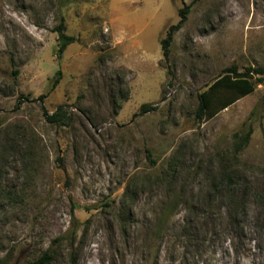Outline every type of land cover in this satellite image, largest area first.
I'll return each instance as SVG.
<instances>
[{
	"label": "rangeland",
	"instance_id": "obj_1",
	"mask_svg": "<svg viewBox=\"0 0 264 264\" xmlns=\"http://www.w3.org/2000/svg\"><path fill=\"white\" fill-rule=\"evenodd\" d=\"M233 65L264 66V0H0V264H264V83L196 118Z\"/></svg>",
	"mask_w": 264,
	"mask_h": 264
},
{
	"label": "trees",
	"instance_id": "obj_2",
	"mask_svg": "<svg viewBox=\"0 0 264 264\" xmlns=\"http://www.w3.org/2000/svg\"><path fill=\"white\" fill-rule=\"evenodd\" d=\"M197 1L199 0H193V2ZM190 9L191 4L183 2V6L178 10L179 21L176 24H172L167 29L165 36L160 41L162 54L165 60H168L170 56V47L174 34L176 31L180 30L187 21ZM55 31L58 32L57 56L60 58L67 47L75 41V37L67 33V27L63 17L61 18L60 23L55 27ZM15 73H18L17 69L15 70ZM61 78L62 70L59 69L52 78L54 81L51 86H56ZM260 83H264V66H248L243 71H240L236 65L228 67L221 75L216 77L206 89L199 93V104L196 109V118L201 121L212 119L223 109L227 108L240 98L252 93L255 90L256 85ZM45 96V94L40 95V100H43ZM25 99L30 100L29 95H26ZM155 107L156 106L149 103H143L140 107V112L145 113L155 109ZM42 108L43 114L49 123L66 124L65 122L68 117L65 115L66 113L64 112L62 105H59L57 110L52 113L48 112L44 106ZM116 109H118V107ZM251 134V128L248 129L244 135H240L239 133L234 134L235 137H238V141L235 144L236 153L245 148L249 142ZM50 258V255L45 253L30 264H48Z\"/></svg>",
	"mask_w": 264,
	"mask_h": 264
}]
</instances>
